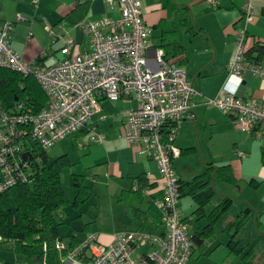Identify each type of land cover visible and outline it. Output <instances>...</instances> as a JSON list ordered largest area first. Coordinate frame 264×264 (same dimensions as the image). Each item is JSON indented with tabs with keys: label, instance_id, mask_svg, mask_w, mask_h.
Instances as JSON below:
<instances>
[{
	"label": "crops",
	"instance_id": "0c3cea01",
	"mask_svg": "<svg viewBox=\"0 0 264 264\" xmlns=\"http://www.w3.org/2000/svg\"><path fill=\"white\" fill-rule=\"evenodd\" d=\"M245 2L219 0V6L214 7L208 0H142L144 19L152 29L154 46L164 49L165 41H178L184 46L185 53L172 61L186 68L198 93L193 99L196 118L181 123L176 140L181 155L174 160V165L180 181L189 182L210 166H230L237 180L234 185L215 180L217 194L208 212L226 196L232 197L234 204L216 224L214 235L202 243H195L190 264H264V231L258 227L259 224L264 226V134L241 132L233 115L206 103L224 93L229 66L236 56L237 33L244 26ZM253 3L256 16L248 25L249 48L256 41L264 42V0H253ZM119 16L118 6L112 7L107 0H39L37 3L34 0H0V27L13 23L12 48L25 61L39 63L42 67L65 58L61 50L69 39L76 43L72 56L91 50L88 35L76 28L78 22ZM186 18L194 27L191 38L181 24ZM46 22L55 28V37L46 30ZM260 64L264 67V60ZM237 94L244 99L264 102V77L245 74ZM109 102H117L124 108L115 110L107 105ZM101 104V112L87 128L74 137L61 140L66 141L58 157L67 156L70 161L62 172L69 171L72 182L73 176H78L83 186L94 192L80 207L70 204L63 212L60 210L65 222L60 228V237L70 247L92 233L89 231L95 220L85 211L87 205H94L97 217L109 218L113 224L111 234H97L104 244H109L118 231L165 233L161 216L154 206V200L162 196L159 165L129 145L124 134L123 112L137 103L104 99ZM3 109L0 103V127ZM92 136L104 139L92 141ZM29 149L32 150L33 145ZM137 182L146 185L149 192L134 191ZM77 194L75 185L74 197L68 193L67 196L73 202ZM99 195H103V200H99ZM247 207L253 214L237 239L247 242L253 253L250 259L243 260L230 249L225 230ZM180 209L191 235L202 233L208 219L194 214L197 209L194 199L182 197ZM144 249L148 251L150 247ZM4 263L41 264L40 260L18 255L9 246L0 250V264Z\"/></svg>",
	"mask_w": 264,
	"mask_h": 264
},
{
	"label": "built area",
	"instance_id": "2783aa9c",
	"mask_svg": "<svg viewBox=\"0 0 264 264\" xmlns=\"http://www.w3.org/2000/svg\"><path fill=\"white\" fill-rule=\"evenodd\" d=\"M107 1L112 7L118 6L119 18L83 20L76 25L88 35L91 50L72 56L76 43L69 39L61 50L65 58L49 67L25 61L12 48L13 23L0 27V66L24 77H34L47 97L45 107L37 114L25 110L23 104L15 110H2L0 194L32 182L27 151L32 143L48 151L59 141L74 137L101 112L104 99L135 101V107L123 112L124 134L129 145L159 165L162 196L154 200V206L165 233L118 231L109 244L102 243L97 234L89 233L74 247L57 241L58 264H190L195 241L180 209V178L174 160L181 155L176 145L181 123L196 118L193 99L198 93L186 68L168 60L165 50L154 46L142 0ZM208 2L219 6V0ZM255 16L253 0H246L244 26L237 33L236 56L229 66L224 93L206 103L233 115L241 132L262 136L264 102L237 94L245 74L264 77V67L248 56V25ZM21 19L19 16L18 20ZM45 28L56 36L50 23L46 22ZM134 191L146 194L149 189L137 182ZM146 246L150 247L148 251L144 249ZM44 249L47 251V245ZM41 264L51 263L44 257Z\"/></svg>",
	"mask_w": 264,
	"mask_h": 264
},
{
	"label": "trees",
	"instance_id": "16d2710c",
	"mask_svg": "<svg viewBox=\"0 0 264 264\" xmlns=\"http://www.w3.org/2000/svg\"><path fill=\"white\" fill-rule=\"evenodd\" d=\"M181 24L186 28L189 38L194 35V27L189 19H183ZM166 58L175 60L185 53L184 46L178 41H165ZM248 56L257 63L264 60V42L256 41L249 49ZM0 103L1 106L11 111L23 104L25 110L31 109L39 113L47 103V97L32 77L0 66ZM33 149L27 150L29 162L32 164V182L20 184L9 191L0 194V250L9 246L18 255L42 260L44 257L51 264H58L59 254L55 249L60 237V228L65 222L60 217V210L69 206L80 207L93 195V190L84 187L81 179L74 175L72 180L78 188L77 197L71 202L62 183V171L70 164L67 156L52 158L48 152L32 143ZM215 180L225 184H236L230 166L208 167L207 170L197 175L189 182L180 181L181 197L191 196L196 202V216H205L208 225L202 233L195 235V243H202L215 233L216 224L221 220L234 204L232 197L226 196L210 212L217 191ZM146 186V185H144ZM147 187V186H146ZM252 209L247 207L226 227L229 237V247L243 260L250 259L253 250L244 240L237 239L238 233L245 227L252 216ZM259 229L264 231V226L259 224ZM47 245V251H45Z\"/></svg>",
	"mask_w": 264,
	"mask_h": 264
},
{
	"label": "rangeland",
	"instance_id": "374dc122",
	"mask_svg": "<svg viewBox=\"0 0 264 264\" xmlns=\"http://www.w3.org/2000/svg\"><path fill=\"white\" fill-rule=\"evenodd\" d=\"M107 105L109 107H114L115 110H117V109L120 110V109L124 108V106L122 104H117V102H109V104H107ZM65 141L58 142L55 146H53L51 149H49V151H48L49 155L51 157H54V158L60 156V147ZM67 141H70V140H67ZM62 183H63V186L66 189L68 195L71 198H73L74 197L73 194L75 191V184H74V182L71 181L70 172L67 170H64V172H62ZM100 199L103 200V195H99V200ZM67 207H69V206H67ZM96 210H97V208L94 205H90V206L87 205L85 208V211L87 212L88 216L91 215L92 219L95 220V221H92L91 226H93V229L89 232H92L94 234H101V235L111 234L109 232H111V230L113 229V224L111 223L110 219L109 218L106 219V217H102V216L97 217L98 214H96ZM63 211H64V208H63L62 212ZM68 227H70V226H68Z\"/></svg>",
	"mask_w": 264,
	"mask_h": 264
},
{
	"label": "water",
	"instance_id": "95a60500",
	"mask_svg": "<svg viewBox=\"0 0 264 264\" xmlns=\"http://www.w3.org/2000/svg\"><path fill=\"white\" fill-rule=\"evenodd\" d=\"M24 156H25V158H27V154H25Z\"/></svg>",
	"mask_w": 264,
	"mask_h": 264
}]
</instances>
